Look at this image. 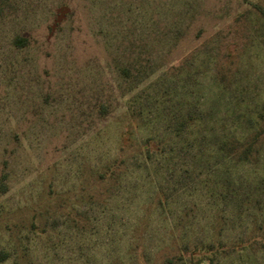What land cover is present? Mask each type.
I'll return each instance as SVG.
<instances>
[{
  "label": "rangeland",
  "instance_id": "374dc122",
  "mask_svg": "<svg viewBox=\"0 0 264 264\" xmlns=\"http://www.w3.org/2000/svg\"><path fill=\"white\" fill-rule=\"evenodd\" d=\"M256 4L0 0V264H264V141L220 149L264 124Z\"/></svg>",
  "mask_w": 264,
  "mask_h": 264
},
{
  "label": "trees",
  "instance_id": "16d2710c",
  "mask_svg": "<svg viewBox=\"0 0 264 264\" xmlns=\"http://www.w3.org/2000/svg\"><path fill=\"white\" fill-rule=\"evenodd\" d=\"M258 13L264 19V8L258 4L254 5ZM63 17L57 15V18L52 24H48L42 30L47 36V40L61 28ZM35 41L34 33H27L19 35L15 38L14 44L18 48L29 47ZM263 123V122H262ZM264 141V124L260 125V129L243 137H228L220 144V149L224 151L226 156L234 161L244 163H254L259 157V153L263 147ZM124 148V147H123ZM149 153V152H148ZM105 196L102 191H98V199ZM264 237V233L262 234ZM211 242L205 246H198L194 248L200 249L203 254L202 257L194 259V251L190 250V246L180 247L174 243L173 248L162 249L157 257L161 258L160 264H215L217 256L228 257L237 249V243H223L222 241L216 243ZM255 244V242H254ZM197 251V250H196ZM189 256V257H187ZM4 254L0 253V260H3ZM189 258V259H188Z\"/></svg>",
  "mask_w": 264,
  "mask_h": 264
}]
</instances>
